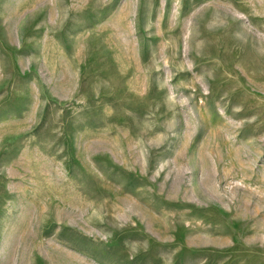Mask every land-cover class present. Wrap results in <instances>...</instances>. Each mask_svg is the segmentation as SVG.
Instances as JSON below:
<instances>
[{
  "label": "rangeland",
  "instance_id": "1",
  "mask_svg": "<svg viewBox=\"0 0 264 264\" xmlns=\"http://www.w3.org/2000/svg\"><path fill=\"white\" fill-rule=\"evenodd\" d=\"M0 264H264V0H0Z\"/></svg>",
  "mask_w": 264,
  "mask_h": 264
}]
</instances>
